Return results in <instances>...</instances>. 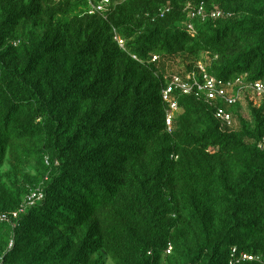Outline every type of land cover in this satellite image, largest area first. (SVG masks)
I'll use <instances>...</instances> for the list:
<instances>
[{
    "label": "trees",
    "instance_id": "1",
    "mask_svg": "<svg viewBox=\"0 0 264 264\" xmlns=\"http://www.w3.org/2000/svg\"><path fill=\"white\" fill-rule=\"evenodd\" d=\"M109 2L0 0V264L264 255V0Z\"/></svg>",
    "mask_w": 264,
    "mask_h": 264
},
{
    "label": "built area",
    "instance_id": "2",
    "mask_svg": "<svg viewBox=\"0 0 264 264\" xmlns=\"http://www.w3.org/2000/svg\"><path fill=\"white\" fill-rule=\"evenodd\" d=\"M88 2H89L90 7H91L90 15H93L96 13H104L106 11L107 6L110 3L109 0H104V1L100 2L99 4H97L95 2V0H88ZM192 13H193L192 14L193 17H199V18H205L206 17L204 5H200L199 7L193 9ZM215 16H220V13L213 15V17H215ZM118 41H119L120 45L123 47L124 41H122L119 38H118ZM134 59L137 60L136 57H134ZM157 60H158V57L155 56L153 58V62H155ZM187 80L185 81L179 77H174L173 80L171 81V83L168 85V88L163 91L164 101L171 105V110L168 112V115H167V125H168L169 129H171V127H172L174 113H176L178 111V105L172 101V94L175 90H181L182 93L188 95V94H191L192 92H194V89L196 87H198V89L200 91L209 90L210 91L209 97L212 99L215 98V93H217L218 95H221L223 97L227 96V94H228V91H226L225 89H223V88L218 89L217 83L213 79L207 78V80H206L207 84L205 87L199 85L198 83L190 84V83H188ZM252 88H253V90H256L259 93V96H261L264 93V86L262 84H256ZM237 100L238 99L234 98L233 96L232 97L229 96L227 98V101L230 104H234ZM219 117H221L224 121H228V122L231 121V116L229 114L225 113L224 110L219 111ZM35 198H36V195L29 197L28 203L29 204L33 203V200ZM14 216L16 218L17 214H15ZM7 219H8L7 216L2 217V220H7ZM171 251H172V247H170L168 253L170 254ZM233 258H234V261L231 264H239L240 262H242V263L257 262L260 264H264V255H249L246 253H242V254H239V256H238V251L234 250L233 251Z\"/></svg>",
    "mask_w": 264,
    "mask_h": 264
},
{
    "label": "clouds",
    "instance_id": "3",
    "mask_svg": "<svg viewBox=\"0 0 264 264\" xmlns=\"http://www.w3.org/2000/svg\"><path fill=\"white\" fill-rule=\"evenodd\" d=\"M89 14H90V13H89ZM119 39H120V38H119ZM154 57H155V56H154ZM154 57H153V58H154ZM156 57H158V56H156ZM137 60H138V59H137ZM152 62H153V59H152ZM155 62H156V61H155ZM153 63H154V62H153ZM178 111H179V108H178ZM178 111H177V112H178ZM167 126H168V125H167ZM172 127H173V123H172ZM172 127H171V129H169V127H168L169 131L172 130Z\"/></svg>",
    "mask_w": 264,
    "mask_h": 264
}]
</instances>
